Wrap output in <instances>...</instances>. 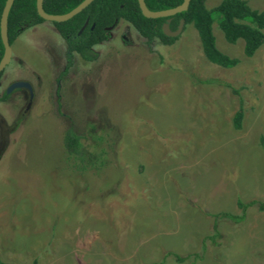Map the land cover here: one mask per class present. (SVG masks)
Instances as JSON below:
<instances>
[{"label": "rangeland", "instance_id": "1", "mask_svg": "<svg viewBox=\"0 0 264 264\" xmlns=\"http://www.w3.org/2000/svg\"><path fill=\"white\" fill-rule=\"evenodd\" d=\"M212 31L236 65L208 61L191 24L164 44L120 19L69 62L52 21L21 29L0 75L2 261L264 264V44L245 56ZM16 80L32 96L5 94ZM68 129L94 165L66 152Z\"/></svg>", "mask_w": 264, "mask_h": 264}, {"label": "trees", "instance_id": "2", "mask_svg": "<svg viewBox=\"0 0 264 264\" xmlns=\"http://www.w3.org/2000/svg\"><path fill=\"white\" fill-rule=\"evenodd\" d=\"M81 0H42V8L46 13L61 14L69 11ZM182 0H144L150 10H161L174 7ZM5 0H0V13ZM184 20V25L191 24L199 37L201 50L206 59L222 67H232L238 63V58L230 57L222 52L215 43L212 23L216 21L222 31L224 39L229 43L243 40V53L251 56L256 49L264 44V10L254 9L246 0H220L211 8L205 6V0H189L187 8L175 13L169 21L170 29L174 30L179 19ZM128 22L147 42L157 38L162 43L168 44L174 36H167L161 30V24L166 17H145L138 6L137 0H92L81 11L64 21H52L56 30L66 44V58L68 62L73 53L79 54L85 60H93L96 53L93 45L108 37V30L118 20ZM87 20L81 32L78 30ZM44 21L35 8V0H13L7 14V36L9 44L21 32V29L33 26ZM3 54V45L0 38V58ZM0 71V75H1ZM242 110L236 111L233 116V125L239 128ZM63 144L69 155H74L79 162L88 161L94 165L97 153H86L80 141V136L68 129L63 137ZM81 167L83 168L84 166ZM80 167V166H79ZM255 201L237 204L245 208ZM260 209H264L261 205ZM213 217L224 216L241 220L243 214L234 215L227 212L212 213ZM218 235L216 228L207 238L213 240ZM204 242V241H203ZM197 254H195V257ZM186 256L176 255L177 260ZM161 262V261H160ZM0 264H10L0 259ZM151 264V263H150Z\"/></svg>", "mask_w": 264, "mask_h": 264}, {"label": "water", "instance_id": "3", "mask_svg": "<svg viewBox=\"0 0 264 264\" xmlns=\"http://www.w3.org/2000/svg\"><path fill=\"white\" fill-rule=\"evenodd\" d=\"M91 1L92 0H81L77 5L71 8L69 11L61 14L46 13L42 8V0H35V8L38 15L44 20L64 21L72 17L79 11H81ZM12 2L13 0H5L4 5L2 7V11L0 13V38L3 45V54L0 58V71L3 70L4 66L8 63L11 57V46L9 44L8 36H7V14ZM188 2L189 0H182L181 3H179L174 7L161 9V10H150L146 7L144 0H137L140 11L145 17H149V18L166 17V20L161 24V30L165 35L171 37L176 36L180 32L184 24V20L180 18L176 28L174 30L170 29L169 21L171 19V16L174 15L175 13H178L186 9ZM86 22L87 20L84 22L82 27H80L78 33L81 32L83 27L86 25ZM16 86H26L27 88L30 89V85L25 81L14 82L10 85L9 89Z\"/></svg>", "mask_w": 264, "mask_h": 264}, {"label": "flooded vegetation", "instance_id": "4", "mask_svg": "<svg viewBox=\"0 0 264 264\" xmlns=\"http://www.w3.org/2000/svg\"><path fill=\"white\" fill-rule=\"evenodd\" d=\"M17 81H22V80H16V81H13L12 83H14V82H17ZM25 82H27V81H25ZM11 83V84H12ZM28 83V82H27ZM10 84V85H11ZM29 84V83H28ZM10 85L7 87V89L5 90V94L6 93H8V91L10 90V89H12V88H26L27 89V91H28V93H29V96H32V88H31V85H30V89L29 88H27L26 86H16V87H12V88H10L9 89V87H10Z\"/></svg>", "mask_w": 264, "mask_h": 264}]
</instances>
